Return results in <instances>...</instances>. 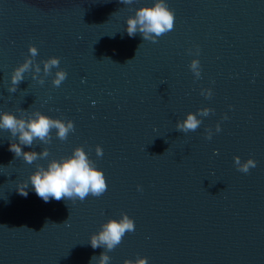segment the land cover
<instances>
[{
    "label": "water",
    "instance_id": "obj_1",
    "mask_svg": "<svg viewBox=\"0 0 264 264\" xmlns=\"http://www.w3.org/2000/svg\"><path fill=\"white\" fill-rule=\"evenodd\" d=\"M152 2L0 0V111H40L75 128L64 141L53 130L50 144L21 146L47 147L49 157L32 164L0 130V264H95L105 249L89 236L121 213L135 231L108 264H264V0H165L174 29L156 43L129 37L126 18ZM29 44L38 64L57 57L67 77L55 87L52 75L40 84L25 74L8 93ZM205 107L214 111L196 131L175 130ZM77 146L102 170V196L45 203L31 184L19 194L37 164ZM234 156L256 167L239 172Z\"/></svg>",
    "mask_w": 264,
    "mask_h": 264
},
{
    "label": "clouds",
    "instance_id": "obj_2",
    "mask_svg": "<svg viewBox=\"0 0 264 264\" xmlns=\"http://www.w3.org/2000/svg\"><path fill=\"white\" fill-rule=\"evenodd\" d=\"M119 2L131 6L135 0H119ZM174 22V13L169 9L165 0H153L151 6L135 8L134 15L126 18L125 31L129 37H135L139 33L143 41L156 43L158 37L174 29ZM37 55V48L29 44L28 55L11 72L8 93L17 91V86L25 79V74H30L31 78L40 84L44 83L43 77L52 75L51 83L55 87H59L66 79L67 73L59 68V58L49 57L41 60L38 64L35 60ZM188 67L196 78L200 77V64L197 59H192ZM53 69H56L54 75ZM41 72L42 76L39 75ZM200 94L205 98H210L212 91L202 88ZM213 111V109L205 107L197 109L195 114L188 112L182 121H176L175 130L181 133L194 132L202 124V120L198 117H207ZM227 118L226 115L223 117V119ZM0 130L7 131L10 137L15 138L14 141L10 139L9 151L14 153L16 158H22L24 162L32 164L37 160L49 157L50 153L47 147L37 153L36 151L25 152L21 146L31 148L34 145H48L52 141L53 130H55V137L64 141L68 138L69 133L75 131V128L71 120L52 118L40 111L28 113L22 110L19 116L9 111H0ZM220 130V125L217 124L215 131L219 132ZM211 136L212 130L205 129V138L211 139ZM95 153L97 157L103 156V150L99 145L95 147ZM233 162L236 169L245 174L251 168L256 167V161L252 158L242 162L240 157L234 156ZM22 183L23 188L18 190L20 195L26 197L28 193L25 189L31 184L35 194L45 203L50 199L83 202L89 196L97 198L102 196L108 189L102 170L95 166V162L80 146L73 148L67 157L48 160L46 167L37 164L36 170L29 174L27 182L22 181ZM137 190H141L139 185H137ZM63 223L67 225V220ZM134 231V221L125 213H121L119 219H108L103 223L99 231L89 236L88 241L93 249L100 247L105 249L99 257H92L95 264H108L110 256L107 253L118 247L127 233ZM123 264H147V258L126 259Z\"/></svg>",
    "mask_w": 264,
    "mask_h": 264
}]
</instances>
